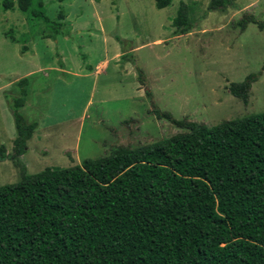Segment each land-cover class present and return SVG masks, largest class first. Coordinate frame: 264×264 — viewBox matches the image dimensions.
Segmentation results:
<instances>
[{
    "label": "trees",
    "instance_id": "trees-1",
    "mask_svg": "<svg viewBox=\"0 0 264 264\" xmlns=\"http://www.w3.org/2000/svg\"><path fill=\"white\" fill-rule=\"evenodd\" d=\"M172 1L154 4L164 9ZM0 6L42 20L55 35L64 24L62 13V22H50L40 0ZM234 6L235 0H210L204 16ZM196 24L191 5L181 2L171 19L174 33ZM250 24L264 30L249 13L232 26L243 33ZM260 75L231 83L228 92L247 104ZM16 86L18 95L6 96L13 148L6 154L1 145L0 161L9 160L20 179L0 186V264H264V112L209 127L154 106L157 119L184 131L28 174L21 157L38 123L21 113L30 77Z\"/></svg>",
    "mask_w": 264,
    "mask_h": 264
},
{
    "label": "rangeland",
    "instance_id": "rangeland-1",
    "mask_svg": "<svg viewBox=\"0 0 264 264\" xmlns=\"http://www.w3.org/2000/svg\"><path fill=\"white\" fill-rule=\"evenodd\" d=\"M40 1L50 22L65 17L58 34L0 6V146L12 152L6 96H17L16 82L28 76L21 113L38 123L21 157L28 174L184 131L157 119L154 106L209 127L264 112V30L250 24L241 33L232 26L245 13L264 21V0H235L234 8L205 16L210 0H173L164 9L154 0ZM181 2L191 5L197 24L176 35L171 19ZM123 51L129 62L121 60ZM258 73L247 104L230 95L231 83ZM19 179L9 160L0 161V186Z\"/></svg>",
    "mask_w": 264,
    "mask_h": 264
},
{
    "label": "crops",
    "instance_id": "crops-1",
    "mask_svg": "<svg viewBox=\"0 0 264 264\" xmlns=\"http://www.w3.org/2000/svg\"><path fill=\"white\" fill-rule=\"evenodd\" d=\"M114 50H115V49H114ZM115 52H118V51L116 50ZM115 52H114V53H115ZM64 56H65V55H64ZM114 56H115V55H114ZM114 56H113V59H114ZM65 58H66V56H65ZM106 63H107V61H106ZM28 75H29V74H28Z\"/></svg>",
    "mask_w": 264,
    "mask_h": 264
}]
</instances>
